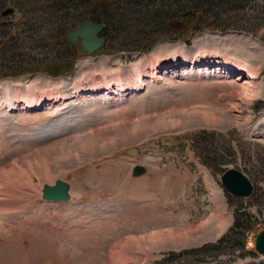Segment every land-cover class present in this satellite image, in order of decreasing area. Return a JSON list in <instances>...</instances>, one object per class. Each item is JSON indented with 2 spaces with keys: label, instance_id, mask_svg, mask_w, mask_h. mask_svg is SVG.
Returning <instances> with one entry per match:
<instances>
[{
  "label": "rangeland",
  "instance_id": "1",
  "mask_svg": "<svg viewBox=\"0 0 264 264\" xmlns=\"http://www.w3.org/2000/svg\"><path fill=\"white\" fill-rule=\"evenodd\" d=\"M229 17L176 22L147 51L77 45L68 75L0 66V264H264V1ZM24 98L37 108L21 110ZM231 167L251 196L225 190ZM58 179L71 200L44 201ZM241 206L259 221L245 251L200 252Z\"/></svg>",
  "mask_w": 264,
  "mask_h": 264
},
{
  "label": "trees",
  "instance_id": "2",
  "mask_svg": "<svg viewBox=\"0 0 264 264\" xmlns=\"http://www.w3.org/2000/svg\"><path fill=\"white\" fill-rule=\"evenodd\" d=\"M244 1L0 0L2 75L15 77L35 72H46L53 76L68 74L76 62L78 49L67 41L66 35L85 19L104 24L106 48L111 45L118 50L139 48L147 51L165 36L173 34L177 28L176 22L195 19L200 23L201 17L206 15L231 19L229 12H236ZM8 8H13L14 12L3 16V11ZM53 49L56 50L53 53L55 59L47 61L45 51ZM205 134L207 132H198L191 140L194 142ZM196 148L199 156H203L204 151ZM206 161L203 159L205 164L211 166V161ZM258 223L247 209L237 207L234 223L228 231L217 242L205 244L199 250L206 253L214 249L223 253L235 248L244 252L248 235Z\"/></svg>",
  "mask_w": 264,
  "mask_h": 264
},
{
  "label": "water",
  "instance_id": "3",
  "mask_svg": "<svg viewBox=\"0 0 264 264\" xmlns=\"http://www.w3.org/2000/svg\"><path fill=\"white\" fill-rule=\"evenodd\" d=\"M14 11L8 8L3 15H8ZM104 29L103 23L94 22L91 19L82 21L79 25L71 29L66 39L70 43L77 45L80 43L81 49L87 54H92L101 49L106 41V37L101 35ZM138 149L132 148L128 150V154L136 155ZM147 172L144 165H136L132 174L135 177L141 176ZM222 185L225 190L239 197H249L253 194L255 185L249 176L238 168L231 167L227 169L221 176ZM71 184L65 180L58 179L55 184H45L43 187V199L52 202H63L71 199ZM256 251L264 256V230L257 233L254 237Z\"/></svg>",
  "mask_w": 264,
  "mask_h": 264
},
{
  "label": "bare ground",
  "instance_id": "4",
  "mask_svg": "<svg viewBox=\"0 0 264 264\" xmlns=\"http://www.w3.org/2000/svg\"><path fill=\"white\" fill-rule=\"evenodd\" d=\"M219 61H221V60H219ZM163 67H166V66H163ZM240 71H242V70H240ZM246 73H250V74H252L249 70H247V69H245L244 70V72H242V74H246ZM248 91V90H247ZM9 95V94H8ZM10 95L8 96V99H5L4 100V102L6 101V102H10ZM21 99H23V98H16V100H15V103L18 105L19 104V102L21 101ZM23 102H21V104L23 105V106H21V110H24V109H26V111L27 110H30V109H35V108H37V104H35V102L33 101V100H31V99H27V98H24V100H22ZM8 102V103H9ZM14 102V100H12V102H11V104ZM25 185H26V183H25ZM25 185H24V188H25ZM28 185V184H27ZM28 186H30V184L28 185ZM17 204V203H16ZM13 205V204H12ZM14 206H15V204H14ZM14 206H12L13 208H14ZM18 207H19V205H18ZM21 207V206H20ZM12 208V209H13ZM11 209V210H12ZM15 209H16V207H15ZM4 210H10V208L9 207H7V205H6V202H5V200H3L2 202H0V212L1 211H4ZM7 212H9V211H7ZM3 213V212H2ZM1 214V213H0ZM170 234H173V232H170ZM164 236H167V235H164ZM173 238V237H172ZM160 239V238H159ZM162 239V238H161ZM160 239V240H161Z\"/></svg>",
  "mask_w": 264,
  "mask_h": 264
}]
</instances>
